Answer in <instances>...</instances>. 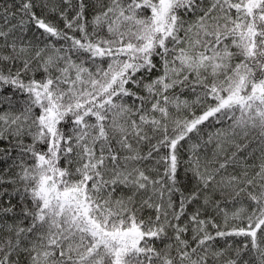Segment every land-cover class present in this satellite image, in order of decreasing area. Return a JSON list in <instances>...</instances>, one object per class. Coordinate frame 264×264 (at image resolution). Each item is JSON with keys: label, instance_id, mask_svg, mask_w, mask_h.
Returning <instances> with one entry per match:
<instances>
[{"label": "snow or ice", "instance_id": "obj_1", "mask_svg": "<svg viewBox=\"0 0 264 264\" xmlns=\"http://www.w3.org/2000/svg\"><path fill=\"white\" fill-rule=\"evenodd\" d=\"M0 264H264V0H0Z\"/></svg>", "mask_w": 264, "mask_h": 264}]
</instances>
